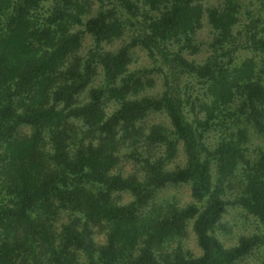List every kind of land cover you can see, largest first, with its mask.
I'll list each match as a JSON object with an SVG mask.
<instances>
[{
	"label": "trees",
	"instance_id": "obj_1",
	"mask_svg": "<svg viewBox=\"0 0 264 264\" xmlns=\"http://www.w3.org/2000/svg\"><path fill=\"white\" fill-rule=\"evenodd\" d=\"M0 264H264V0H0Z\"/></svg>",
	"mask_w": 264,
	"mask_h": 264
},
{
	"label": "rangeland",
	"instance_id": "obj_2",
	"mask_svg": "<svg viewBox=\"0 0 264 264\" xmlns=\"http://www.w3.org/2000/svg\"><path fill=\"white\" fill-rule=\"evenodd\" d=\"M143 58V57H142ZM128 170H130L131 168L130 167H127ZM168 193H176L177 195H180L184 201L186 202H190V196H189V189L188 187H182V188H179V189H168V191H166ZM239 217V211H235V210H232L230 209L228 215H226V219L228 220V222L230 224H232V222L236 221V219ZM236 230V229H235ZM191 247L193 248L194 251H196L197 253H199V249H197L196 245L194 242L191 243Z\"/></svg>",
	"mask_w": 264,
	"mask_h": 264
}]
</instances>
